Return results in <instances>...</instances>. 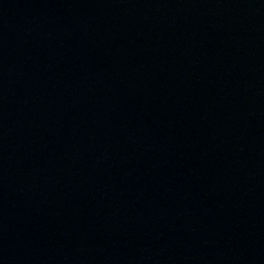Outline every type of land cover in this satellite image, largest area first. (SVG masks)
<instances>
[{"label":"water","instance_id":"95a60500","mask_svg":"<svg viewBox=\"0 0 264 264\" xmlns=\"http://www.w3.org/2000/svg\"><path fill=\"white\" fill-rule=\"evenodd\" d=\"M0 264H264V0H0Z\"/></svg>","mask_w":264,"mask_h":264}]
</instances>
